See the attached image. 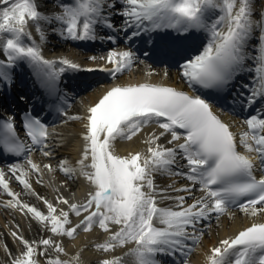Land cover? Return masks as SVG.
<instances>
[{"label": "snow or ice", "instance_id": "obj_1", "mask_svg": "<svg viewBox=\"0 0 264 264\" xmlns=\"http://www.w3.org/2000/svg\"><path fill=\"white\" fill-rule=\"evenodd\" d=\"M116 3L121 7L115 15L122 18L117 30L124 31L128 40L160 30H172L182 39L193 32L205 34L200 50L177 61L178 73L190 88L198 86L225 95L237 77L248 71L251 79L238 94L241 106L250 111L243 120L247 130L233 132L213 111V103L200 95L163 84H117L87 107L85 116L67 117L84 121L82 152L75 166L61 159L59 170L67 179L78 175L89 183L86 200L78 204L57 197L58 204L68 206L65 211L40 197L45 214L22 203L0 171V189L11 197L4 206L26 210L53 236L73 238L78 230L87 233L98 228L108 234L104 242L94 246L103 253L134 244L125 253L133 258V264H163L158 256L177 252L184 256L181 264H187L192 245L213 216L219 219L233 208L251 217L264 216V106L252 108L264 101V9L259 19H254L255 0H57L61 11L45 15L36 0H0V54L4 56L0 84L11 82L10 70L20 63L32 67L41 86L53 97L68 70L107 72L112 78L126 72L135 62L131 50H109L101 56L111 68L81 69L67 58H44L28 30L32 22L41 43L46 36L40 22L55 25L53 32L65 40H96L98 28L116 29L108 14L116 9ZM107 39L114 38L108 35ZM56 111L66 116L63 108ZM14 121L13 116L0 118V151L20 157L35 148L44 157L52 156L45 121L25 113L21 118L24 141ZM153 125L155 129L141 141L144 150L117 154L118 142L132 141ZM168 136L165 144L159 143ZM27 163L32 172L39 173L37 164L31 159ZM44 168L53 171L49 164ZM9 172L25 190H31L25 178L28 172L14 165L9 166ZM157 175L181 176L190 183L178 188L174 183L159 187ZM197 187L201 195L193 197ZM165 201L172 203L161 206ZM82 213L79 222L69 226L70 214L81 217ZM11 235L23 250L10 264H39L37 256L46 257L45 264H79V256L50 258L46 250H37L43 246L64 253L62 245L51 238L30 242L15 231ZM5 251L11 255L7 245ZM209 252L207 264H264V222H253L234 236L219 240ZM99 264H123V257L104 258Z\"/></svg>", "mask_w": 264, "mask_h": 264}, {"label": "bare ground", "instance_id": "obj_2", "mask_svg": "<svg viewBox=\"0 0 264 264\" xmlns=\"http://www.w3.org/2000/svg\"><path fill=\"white\" fill-rule=\"evenodd\" d=\"M115 2V0H113ZM38 5V9L41 13L45 15H52L53 13H58L57 8V0H36ZM116 6L120 7L119 3H116ZM254 19H259V14L261 9H264V0H255L254 4ZM107 11V9H106ZM116 10H112L108 12V14L112 17V20L118 25L120 23V16L115 15ZM41 27L45 33L46 40L50 38H54L55 40L50 43L46 42L45 46L41 43L40 36L36 31V27L29 22L28 30L31 32L32 37L35 39L36 43L41 46L42 55L51 58L54 57V60H58L60 58H67L72 60L77 64H82L87 66L88 68L92 66H96V68L106 67L111 68L112 65L106 63L105 60L100 59L103 56L102 53L95 50L94 46H86L85 44L80 45L84 49L90 47L92 52L97 53H87V52H79L76 53L67 46L66 43H71V40L63 39L59 33L53 32L51 27L44 23L40 22ZM122 24V23H121ZM118 25V28L121 26ZM100 28H98L99 30ZM166 32H170L169 30H165ZM194 36L199 35L201 38H206L205 34L202 32H195ZM101 36L96 39L97 42L101 40ZM95 41V40H94ZM75 43H79V41H75ZM252 44H255L256 41L252 40ZM100 44V43H99ZM108 42L104 41L103 45L97 46L98 49L104 48ZM94 45V44H93ZM44 46V47H43ZM189 46V43H188ZM133 50V49H132ZM135 62L132 67H130L126 72L119 74L116 78L106 79L103 78V73L94 74L93 78H87L88 82H92L91 85H95L96 81L102 78V83H99L94 88H91L90 91H87L85 94L83 93L79 96L78 99L74 103L71 104L72 101L68 104V115L61 116V124L54 125V131L50 132V136L48 138V144L50 146V150L52 152L51 157H44L42 151L38 154L30 155V158L33 163L37 164L40 171L39 173H34L30 170L29 165L26 161L20 162L16 164L20 169L28 172L27 182L31 185V190H25L22 185L16 181L11 172H9V166L0 167V171L5 173V180L8 182L9 190L13 193H17L18 199L24 203L31 206L36 207L43 213H47V209L43 200L40 197L44 198L50 203H53L57 209H63L65 211L68 210L67 205L58 204L57 197H63L68 199L70 203H83L87 198V193L89 192L91 186L89 183L84 180L83 177L74 176L72 179H67L63 172L59 170V161L61 159H65L69 162L70 166H75V162L80 158V153L82 152L83 141L81 138V133L83 132V124L84 121L82 119H67V117L71 116H79L83 117L86 115V108L94 105L98 102L99 98L102 94L110 87L114 86V84L123 85L124 83H161L163 85H168L177 88L178 90H190V87L187 83L180 77L178 71H164L158 67H153L149 62H142L138 60V55L134 53ZM90 57H96L95 60L90 59ZM4 56L0 54V60H3ZM249 61L248 63H250ZM22 63H20L21 65ZM16 66L11 69V77L13 78L12 82H21L23 80L24 87L23 89L28 88V90L35 89L38 91H43L46 96H49L46 90L41 86L39 78L34 75V70L30 65L26 64V70L23 67ZM24 70V71H23ZM25 72L22 79L19 80L17 78V73ZM248 71H244L240 76L237 77V80L240 77H244ZM167 73V75H165ZM81 74V72H80ZM28 78H24V77ZM92 76V75H87ZM101 76V77H99ZM16 77V78H15ZM98 77V78H96ZM106 77V74L105 76ZM15 79V81H14ZM18 79V80H17ZM93 79V80H92ZM112 85H108V83H112ZM90 85V86H91ZM232 86V85H231ZM13 86H10V88ZM13 89V88H12ZM59 89V87H58ZM1 91L3 89L0 88V96ZM21 97V95H20ZM261 102V101H260ZM71 105V106H70ZM264 106V105H263ZM249 115V114H248ZM246 114L245 117L248 116ZM47 116H49L47 114ZM224 119V122L229 123L232 127L231 130H235L236 132H241L247 130V127L243 122H240L237 118L228 119L225 117V113L221 116ZM240 117V116H239ZM241 120H244V117H240ZM235 124V125H233ZM235 126V127H233ZM155 129V126H151L145 128L143 133L134 137L132 141H123L118 142L116 144V152L117 154L124 156L129 152L135 153L136 151H142L145 149V145L141 143V141ZM235 132V131H233ZM166 139H170V136L166 138H162L159 143L165 144ZM171 146V145H166ZM45 164H49L52 166L53 171H49L44 168ZM20 173L17 172L16 175ZM173 181H169V178H164L163 176L157 175L155 177V182L159 187H165L168 184H173L175 187H181L183 185H188L190 182L181 176H172ZM175 179H180V181H176ZM39 181V182H38ZM177 194V193H172ZM180 195H184V193H178ZM201 193L197 190H194L193 197H199ZM11 199L8 195H6L2 189H0V231L2 230L4 235L1 239L0 237V264L5 263L6 261L12 259L14 254L17 253V247L23 249V245L18 243L11 233L13 231L17 232L18 235L23 236L28 241H39L43 238H51L56 242H59L64 248V253H56L52 248L44 249L43 246L38 247V251H47V257L55 258L59 256L60 259H70L74 256H79V264H99V261L104 258H111L113 256L123 257V264H133V258L131 256H125V253L128 252L130 248H133L134 244H128L123 248L117 247L114 251L109 253H103L98 251L94 246L98 243H102L107 238L106 233H103L98 228H94L90 232H84L82 230H78L73 238H68L66 236H53V234L47 231L42 225L38 224L31 216V214H26V210L24 212L20 211L18 208L5 207L4 205ZM191 203V198L187 201ZM171 201H165L161 206H166L171 204ZM81 217H76L73 214H70L71 225L74 226L79 222ZM264 216H256L251 217L241 212L239 209L235 211H228L224 215L220 216L219 219L216 218L213 224H209L207 228L203 230V237L201 238V243L194 247V254L190 258L187 264H207V256L210 254L209 250L212 247L218 245L219 240L234 236L239 231L242 230L243 227L247 226V224L251 222H256L258 219H262ZM112 230H116V226H110ZM1 234V233H0ZM5 245L11 250V255L8 256V252L5 251ZM6 253V255H3ZM6 257V258H4ZM41 260L42 264H45L46 257L38 256ZM5 261V262H3Z\"/></svg>", "mask_w": 264, "mask_h": 264}, {"label": "rangeland", "instance_id": "obj_3", "mask_svg": "<svg viewBox=\"0 0 264 264\" xmlns=\"http://www.w3.org/2000/svg\"><path fill=\"white\" fill-rule=\"evenodd\" d=\"M163 177H164V178H169V181H172V180H173L172 176H171V177H169V176H163ZM0 233H1V234H0V237H1V239H2L4 233H3L2 230L0 231ZM18 243H19V242H18ZM17 249H18V250H17V253L14 254V257H15V256H18V255L22 252V250H23L22 248H19V247H17ZM3 255H6V253H4ZM6 256H7V255H6ZM8 256H9V254H8ZM4 258H6V257H4ZM36 259L39 261V264H42V263H41V260L39 259L38 256L36 257ZM10 261H11V259L8 260V261H6V262L3 261V262H5V263H3V264H10Z\"/></svg>", "mask_w": 264, "mask_h": 264}]
</instances>
